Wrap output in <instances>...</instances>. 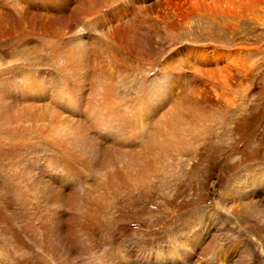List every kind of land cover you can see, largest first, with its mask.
Masks as SVG:
<instances>
[{
	"label": "rangeland",
	"instance_id": "rangeland-1",
	"mask_svg": "<svg viewBox=\"0 0 264 264\" xmlns=\"http://www.w3.org/2000/svg\"><path fill=\"white\" fill-rule=\"evenodd\" d=\"M82 1L58 5L51 0H0V25L13 31L0 37V71L12 68L0 74V88L6 78L15 79L30 69L43 74L39 78L45 83L61 78L51 43L62 35L44 33L39 24L81 11ZM155 1L127 5V0H108L101 7L103 23L98 14H87V22H79L76 14L70 20L84 34L96 26L94 37L83 45L100 50L118 26L150 25L144 11ZM162 1L181 26L173 37H163L160 48L152 44L154 60L127 50L114 58L96 54L94 63L82 71L87 87L109 88L120 110L123 104L135 109L143 101L141 82L146 79L147 86H157L160 78L170 80L183 72L190 77L189 65L202 55L208 60L204 78L213 87L207 90L218 96L205 97L207 102L203 98L201 106L190 96L196 84L191 82L186 91L179 81L178 90L156 112L147 108L142 130L159 146L150 154L143 150V137L138 145L117 148L143 162L144 179L131 177L126 184L117 177L100 178L85 166L89 156L77 160L65 155L78 182L58 186L60 171L47 170L45 136L34 134L29 123L15 127L0 115V264H264V0H225V13L218 9L213 15H190L182 0ZM144 32L138 31L139 42L147 49ZM116 43L126 46L124 40ZM225 51L236 57L229 66L219 59ZM96 65L104 78L90 80ZM186 102L198 111H188ZM22 105L43 121L49 115L46 100ZM48 123L42 126L45 135ZM17 142L26 147H16ZM195 148L202 150L193 153ZM106 159L97 156L95 167ZM70 199L76 203L71 205ZM76 206L89 216L74 211Z\"/></svg>",
	"mask_w": 264,
	"mask_h": 264
},
{
	"label": "bare ground",
	"instance_id": "bare-ground-1",
	"mask_svg": "<svg viewBox=\"0 0 264 264\" xmlns=\"http://www.w3.org/2000/svg\"><path fill=\"white\" fill-rule=\"evenodd\" d=\"M51 1H54L58 5L70 2V0ZM130 1L133 2L134 0H127L126 4H130ZM227 1L233 2V0ZM107 2L108 0H83L81 2V11H74L76 15L72 13L70 15L60 14L56 17V19L49 18L45 22L39 24V29H41L44 33L47 32V34L51 33L54 35L58 32L62 35V37L57 39L56 43H51V45H53L54 52L58 54L59 63L61 65V78L57 82L51 81L45 83L39 78L40 76H43V74L28 68L30 70H27V72L22 75L21 73L16 74L15 79L6 78L3 81V88H0V97L4 100L0 102V115L3 116L6 122L8 120V123L14 125L15 127H20V125L24 123H29L28 125H32L34 134L38 137L40 135L45 136L44 151L50 152V154L47 155V170L49 168H54L60 171V176L58 177L59 181L57 183L60 187H62V185L67 181L76 180L78 182L75 170L71 168L72 161L70 159L63 158L65 155L67 157L69 155L70 157L76 158L77 156H89L91 158L90 160L87 162L85 161L86 159L84 160V163L86 164L85 166L88 168L91 166L95 174L97 173L100 175V178L103 177V180H108L107 178L110 177H117L126 180L125 183L124 181L122 182L126 184V182H129V178L131 177L144 179L145 170L143 169V162L128 155L127 151H120L117 148L133 144L138 145L142 142L143 137H145L146 141L142 144L143 150L148 151L150 154L155 153L158 148H156V146H159L157 139L152 135H147L145 130V133H143L142 130L144 116L145 114L149 115L145 112L146 109L152 107L153 112H156L163 104L169 101L172 95L178 90L175 87L177 86L176 83H179V81H181V87H183L186 91L191 89V82L196 84L195 90H190V96H193L196 100H198L201 106L205 103L203 98L212 97L214 99L218 96L216 92L211 93L207 90V88L213 87L212 84L207 82L204 78L206 74L205 66L208 65V62L206 61L208 60L205 59V57L203 58L202 55H197L200 54L198 53L200 51H191L199 57L200 61L196 60L193 66L189 65L190 68L188 71L190 69L192 70V72H190V77L187 76V72H183L176 78H170V80L168 78L167 80L160 78L157 86H147L148 82L146 79L141 82L139 86L142 88L140 93L143 96H141L143 101L135 109L134 107L130 108L127 106L128 104H123L122 106L124 110H120L121 104L120 102H117L118 100L116 101L117 98L110 93L111 90H109V88H101L100 85L95 89L88 88L87 86L90 85V83L88 82L87 76L83 74L82 71L85 67L91 66L89 62L94 63L92 58L96 54L102 53L108 55V57L112 56V58H114V55L118 54L120 50H127L130 53L134 51L138 53V55L148 57L151 56L150 59L154 60L153 57L155 55L153 53V48L155 47H153L152 44L155 43L160 48L164 42L163 39L168 37V35L172 34L176 28L181 26L176 14L167 9V5H164L162 0H158L155 1L156 3L148 8L147 11H144V14L148 17L149 22H151L150 25H144L141 29V25L125 26V24H123L124 26H118L119 29L110 33L102 41V49L94 50L87 48L83 45V43H85L84 41L86 39L94 37L92 33L97 27L93 26L92 28H89V31L87 32L88 34H84L75 29L70 18L75 15L74 18L78 19V21L83 20L84 22H87L88 20L85 21L87 14H89V18L98 14L103 23L105 17L102 16L101 11L103 8L101 7L109 3ZM182 2L184 8L189 11L188 13H190V15H209L210 13L213 15L218 11V9L224 13L226 10V4L224 3L225 0H182ZM126 8L127 6L125 9ZM58 10L62 11L63 8H59ZM24 14L28 18H32L29 17L25 11ZM12 25L14 24L10 23V26ZM182 25H184V23ZM141 30L145 31L144 33L146 34V38L144 39L147 40V49L142 42H139L141 34L138 33V31L141 32ZM12 32L10 27L7 29L6 24L0 25V37L10 36L12 35ZM155 38H158L159 42H155ZM122 40L126 43V46L124 47L121 46V44L116 43H121ZM166 40L168 39H165V41ZM62 44H74L75 47L65 48L61 47ZM152 54L154 56H152ZM232 55L234 54L230 51H225L222 52V57L219 59H222V62L227 61L226 65L229 66L230 64H233V60L236 59V57ZM213 62L216 63V60ZM96 67L98 69L90 76V80H101L103 77L101 69L98 65H96ZM112 67L115 66H111V68ZM11 72L12 68H5L0 71V74H9ZM177 78L178 80L176 81ZM150 88L155 89L151 90ZM199 96L201 98H198ZM137 98L139 99L138 96ZM205 99L207 102V98ZM28 100H31L34 103L46 100V102L50 103V106L46 107V109H49V115H46L45 120L49 121L48 128L46 129L48 135H45L42 129L45 121L38 118L35 114H32L29 108L23 107L24 105L22 104L27 103ZM188 101L191 102L190 100ZM185 106L188 111H191L194 108V105L188 102L185 103ZM7 107L9 108L8 113L5 111V108ZM198 108L201 110L199 105ZM193 110L196 111L197 109L195 108ZM185 125L180 128L183 134H185ZM138 127L141 128L137 129ZM192 127V124L189 123L188 134H191V136L194 132ZM110 142L113 143L109 144ZM184 144L189 145L191 148L193 147L192 144ZM15 146L19 148L26 147L20 142H17ZM181 146L184 147L183 144H181ZM200 150H202V148ZM200 150L195 148L193 153H197ZM118 152L121 153V155L118 156ZM179 153L180 151H178V154ZM101 154L107 157L106 162H101L99 167H95L94 164L98 162L96 161V158ZM60 158H63V160L59 161L56 166L51 167L54 164V161ZM172 199L175 200L176 195L175 197H172ZM60 203L65 204L67 202L60 201ZM74 203H76L75 199L71 201V205ZM74 211L80 212L81 215L85 214V216H89V212L83 213L80 206H76ZM88 240H90V238Z\"/></svg>",
	"mask_w": 264,
	"mask_h": 264
}]
</instances>
